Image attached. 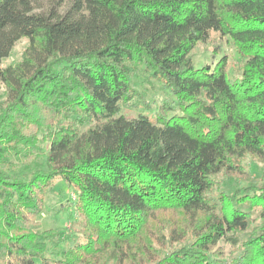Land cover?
I'll use <instances>...</instances> for the list:
<instances>
[{"label": "trees", "instance_id": "trees-1", "mask_svg": "<svg viewBox=\"0 0 264 264\" xmlns=\"http://www.w3.org/2000/svg\"><path fill=\"white\" fill-rule=\"evenodd\" d=\"M31 3L0 0V264H264V184L245 164L264 163V0ZM223 38L234 80L225 56L193 64ZM134 80L172 100L152 108ZM57 180L78 235L55 260L61 233L37 218Z\"/></svg>", "mask_w": 264, "mask_h": 264}, {"label": "rangeland", "instance_id": "rangeland-1", "mask_svg": "<svg viewBox=\"0 0 264 264\" xmlns=\"http://www.w3.org/2000/svg\"><path fill=\"white\" fill-rule=\"evenodd\" d=\"M74 1L75 0H32L31 4L34 13L47 14L49 12H54L62 14L72 5ZM218 41L219 53L215 56L213 55L214 47L212 43H199L191 53L193 64L196 68L203 65H209L212 67L217 60L225 56L228 64V77L230 80H234L239 77L242 59L238 56L228 39L223 38ZM27 43L28 41L24 38L17 41L9 56L3 60V65L8 66L17 63L20 60ZM133 85L139 91L143 92L145 100L149 102L152 108L162 104L164 99L172 100L171 96L167 92L161 90L156 84L150 86L146 83L134 80ZM2 99V89H0V100ZM137 112L136 108H124L122 111V113L127 117H135ZM85 128L86 127H83L82 129ZM41 146L42 152L37 161L43 164L48 144L43 143ZM11 160L17 167L20 166L19 162L12 158ZM245 164L252 177L261 179L259 185L264 184V163L260 162L258 159L249 157L245 160ZM219 179L222 180L223 187L226 190L237 184V180L235 179L231 180L233 182L229 183L226 176H221ZM239 185L245 186L246 183L241 181ZM74 202L75 196L73 192L61 180L55 181V184L46 193L44 210L37 218V221L41 225V230H53L61 233L60 240H58V238H54L47 241L45 255L48 258L55 260L60 259L62 257V251L66 247L72 245V242L78 235V227L75 223L77 217L75 210L73 209ZM225 251H228L227 246L225 247Z\"/></svg>", "mask_w": 264, "mask_h": 264}]
</instances>
